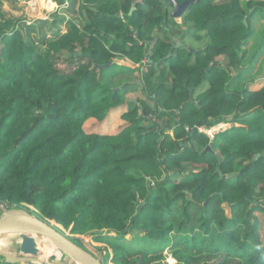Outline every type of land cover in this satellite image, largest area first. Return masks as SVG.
Here are the masks:
<instances>
[{"label": "trees", "instance_id": "obj_1", "mask_svg": "<svg viewBox=\"0 0 264 264\" xmlns=\"http://www.w3.org/2000/svg\"><path fill=\"white\" fill-rule=\"evenodd\" d=\"M105 1L99 18L89 10L83 29L71 23L69 31L46 42L38 37L48 19L38 20L36 35L29 26L15 29L22 17L3 10L0 0V200L14 208L31 204L39 213L32 215L64 228L79 225L103 244L98 255L92 253L102 264H170L165 246L175 264H264L255 214L264 213V86L245 94L229 90L231 78L219 63L239 66L252 34L251 16L264 13V0H247L245 9L240 0L192 4L185 17L206 29L211 43L194 63L179 56L171 67L172 87L161 89V103L178 100L179 111L172 113L167 102L156 115L149 110L155 88L145 82L153 72L148 69L146 98L129 104L125 127L97 134L87 133L85 123L104 119L124 101L122 87L106 80L101 66L119 54L135 63L145 56L142 45L129 43L118 5ZM142 13L137 9L136 16ZM146 17L150 22L154 15ZM162 19L155 14V24ZM159 46L154 41L152 61L163 55ZM203 78L210 87L199 110L186 111L190 90ZM232 111L243 127L225 144L214 138L210 143L193 128L196 120L213 126ZM143 120L150 124L141 125ZM237 139L241 144L234 146ZM186 164L195 171L185 173ZM222 203L230 206V217ZM66 237L89 251L82 238ZM46 239L41 243L50 245ZM130 239L134 245L147 240L150 248ZM42 252V258L59 256L51 247Z\"/></svg>", "mask_w": 264, "mask_h": 264}, {"label": "crops", "instance_id": "obj_2", "mask_svg": "<svg viewBox=\"0 0 264 264\" xmlns=\"http://www.w3.org/2000/svg\"><path fill=\"white\" fill-rule=\"evenodd\" d=\"M3 2L4 7H8L12 4V0H1ZM115 2L117 6V16L120 18L122 22L127 24L129 33H126L130 39H133L129 43L132 42L137 43L138 45H142L145 49V62H144V70L148 71L151 69L153 72L151 77L148 81L149 89L155 88V93H151L150 97L148 98V106L152 110H155V115L157 112L167 109L164 102H167L171 106V112H178L180 109L176 107L177 101L174 99H161L164 96V93L161 92V89H169L172 87V79L174 76V72L172 70V65L178 61L179 56L185 59L186 62L192 64L196 61V55L203 50H205L209 44L211 43L209 34L206 29L196 27L190 20L186 19V13L177 17L173 16L171 13L174 10L172 2L169 0H111ZM20 2V1H19ZM241 6L245 9L246 8V0H240ZM27 5L32 8V6H38V2L36 0L26 1ZM45 12L42 13L40 11L36 15L45 14L42 18L48 19L49 26L46 27V35L47 37L51 38H58L60 35L69 31L71 27V23H74L80 29H83L85 25L89 24V10L91 11L92 18H99L97 11H102L104 6H107L105 0L98 2L87 3L86 0H43L41 2ZM129 5L126 11L125 7ZM157 6V7H156ZM137 9H141L143 12L139 18L136 16ZM48 10H52L48 12ZM86 10L88 12H86ZM252 9L248 10L250 12ZM264 10V9H263ZM150 13L153 14L154 17L150 22H147L146 15ZM141 14V13H140ZM155 14H158L159 17L163 19L160 21V24H155ZM59 21H61L59 23ZM251 30L252 34L250 40L243 45L246 48L245 54L242 58L239 59L240 63L239 66H225L226 63L230 62L229 60H221L219 61L220 65L222 66L223 70L230 76V89L237 92H247V91H257L264 86V13L257 12L253 16H251ZM148 24V25H147ZM139 32V33H138ZM142 34V36H140ZM140 36V37H139ZM110 41L113 42L115 37L110 36ZM129 39V40H130ZM162 42L163 46L158 47V51H160L163 55L156 58L155 61H152L150 57L152 55V48L153 42ZM106 46L109 45L106 43ZM157 49V48H156ZM256 52V53H255ZM253 56L252 61L248 64L249 57ZM119 57H122L123 60H118ZM118 64L126 65L128 69L132 68L133 65L129 61L127 57L124 55H118L117 58L114 59ZM113 61V62H114ZM142 63V59L140 61ZM133 63V62H132ZM245 63V64H244ZM115 64V62H114ZM134 64V63H133ZM147 71L145 73H147ZM145 73L144 80H145ZM127 77V75H125ZM210 87V82L208 79L203 78L199 84L191 91V97L189 98V102L185 107V110L188 111L189 109L199 110V99L207 92L208 88ZM131 94V91L127 95ZM155 96V103H154V96ZM128 100H138L136 98L126 97ZM140 98V99H145ZM160 101V102H158ZM136 102V101H135ZM184 104V103H181ZM125 107H117L111 108L107 111L105 120H108V129L100 130L99 132H89L86 130V124L84 130L87 133H97V134H116L118 133L125 122H122L121 116L124 112L127 111V105L124 104ZM129 106V104H128ZM235 111L226 115V119L222 122H225L223 129L213 137L214 139H219V144H225L227 141L225 138L230 139L235 136L241 134L240 128L243 125L240 123L239 119H236L234 116ZM96 120V119H90ZM165 121V119H164ZM200 121L203 120H196L194 121L193 128L203 127ZM205 122V121H203ZM146 123V122H145ZM220 123V122H219ZM162 124H166L162 122ZM198 124V125H197ZM218 124V123H217ZM215 126V125H213ZM169 130V127H167ZM206 135V134H205ZM207 136V135H206ZM209 136V135H208ZM207 136V137H208ZM212 137L209 138V142L211 143L214 139ZM212 138V139H211ZM234 139V138H233ZM234 146H239L241 144V140L237 139ZM210 146V145H209ZM233 146V147H234ZM211 148V147H210ZM204 150H208L205 149ZM216 155V154H215ZM259 154L256 153V157ZM218 157V155H216ZM245 160H240L239 163L244 164ZM191 164L185 165V173L189 171H195L193 167L191 168ZM239 167V166H237ZM235 167V169H238ZM231 174V173H229ZM229 174H226L225 177L227 178ZM233 176V175H232ZM231 177V176H229ZM225 216L230 217L232 215V211L230 206L227 203L221 204ZM260 219V228L262 227V217L264 219V213H255ZM260 233V229H259ZM262 235H260V240L262 241ZM6 241V238H3ZM9 241V240H8ZM263 243V242H262ZM16 241L14 244L5 245L4 248H0L2 251L10 252L14 255H18L20 251H14V247L16 246ZM264 244V243H263ZM21 243L18 245V247ZM41 251V247L38 246ZM51 247V246H48ZM48 247H43L46 249ZM42 252V251H41ZM30 254V253H29ZM20 255V254H19ZM32 255V254H31ZM37 261L39 264H75L74 262H70L68 258L63 256V254H53V260L44 262L42 259L41 261L38 259ZM51 255H48L46 258H50ZM0 264H8L5 259L0 255ZM15 264V263H14Z\"/></svg>", "mask_w": 264, "mask_h": 264}, {"label": "rangeland", "instance_id": "obj_3", "mask_svg": "<svg viewBox=\"0 0 264 264\" xmlns=\"http://www.w3.org/2000/svg\"><path fill=\"white\" fill-rule=\"evenodd\" d=\"M28 1H30V0H28ZM36 1L39 3L38 6H32V8L30 6H28L25 1L19 2L18 0H12V4L9 5L8 7H6V6L4 7L5 4H3L2 1H1V3H2L3 10H6V11L9 10L12 12V14H14V16H21L22 17V21L14 27L15 29H19L20 25L24 26V27L29 26V27H31L29 29L30 30L32 29L30 33L36 35L38 28L40 26L38 24V20L42 19V17L45 15V14H41V15H36V14L39 13L40 11H42V13L46 11V9H44V7L41 3V2H43V0H36ZM153 1H155V0H153ZM246 2H247V0H246ZM246 2H245V4H246ZM48 12H50V11H48ZM42 29H43V36H42V32H41V35L38 37L39 41H43V37H44V41H46V42L50 41V40H54V38L47 37V35H46L47 31H45L44 28H42ZM22 31L24 33L25 28H23ZM262 40L264 41V38ZM40 44H42V43H40ZM153 44H154V42H153ZM252 59H253V56L249 57L248 64L252 61ZM118 60H123V58L119 57ZM114 62H115V64H114ZM114 62H110V64L107 67H104L103 73L106 76V80H110V83L112 85L122 87L123 100L124 101L122 104H120L117 107L123 108V107H125L124 104H126L127 108L129 109L130 106H128V104H130L131 102H135L137 100H135V101L134 100H128L126 97L136 98L138 100H140V98L146 97V90H145L146 86L142 85V82L144 79L143 74L145 73V70H144L145 59H144V57L142 58V63L141 62H138V63L133 62L134 63L133 64L132 61H130L131 64L133 65V67L130 69H128V67H126V65L118 64L116 61H114ZM239 64H241V63H239ZM125 75H127V77ZM263 77H264V74H263ZM230 87H231V85H229V90H231ZM129 91H131V94L127 95L129 93ZM117 107H115V108H117ZM149 110H151V108H149ZM92 119H94V118H92ZM121 119L123 122L124 119L122 118V116H121ZM87 122H88V124H86L85 126H86V130L89 132H96V131L99 132L102 129L103 130H106V128L108 129V120H105V119L90 120L89 119ZM126 124L127 123L125 122V125ZM149 124H150V122L145 123V120H143L141 123V125H149ZM125 125L123 126V128L125 127ZM19 209H24L30 214H34V215L38 214L39 215L38 211L31 204H28V203H22V205ZM39 217H40L39 219L43 220L46 224L51 225L52 227L53 226L57 227L59 229L58 231L60 233H62L63 235H66V236L71 237V238H82L86 244V247L89 248V251L91 253L94 252L98 255L97 247L103 246L102 243L95 241L93 239L94 237L91 234H86L84 232H81L78 228L79 225L71 224L68 228H64L62 225L57 224L54 220H48V219L43 218L41 216H39ZM260 218L262 219V222H261L262 227L260 228V235H262L261 236L262 242L264 243V219L262 217H260ZM107 235L113 236L114 234H113V232H110V233H107ZM3 238H6V241ZM24 238H29V240H30V241L27 240V243H28L27 250L29 252L31 251L32 252L31 254L37 255L38 259L40 258L39 259L40 261L42 260L41 257H42V253H43V252H41L43 250L42 246L48 247L51 245L52 250L57 251L59 254H63V256L68 258V260L71 263L73 262V260L69 256H67L64 252H62L61 250L59 251L57 246L54 245L53 242H51V240H49L48 238L46 239V241H48L50 243V245L46 244V243H41V242H43V240H45V237L42 235H39L37 233H30L29 235L28 234H4V235L2 234V235H0V248H4L5 245H7V244L9 245V243L12 245L16 241L17 244L14 247V249H15L14 251L18 252V251H20V246L18 247V245L20 243H22ZM146 242H147V240H145L143 243L141 241V243H139V244L136 243L134 245L135 242L130 239V243H132L134 246H137V247L143 246L146 248H150V246H149L150 244H147ZM38 246L41 247V251H39L40 248ZM162 252H163V254L166 255L168 263L175 264V260L171 255V250H170L169 246H165L163 248ZM31 254L23 253L20 256H32ZM53 254H56V253L51 252L50 253L51 257L49 259L45 258L43 261L44 262H46V261L51 262L50 260H53Z\"/></svg>", "mask_w": 264, "mask_h": 264}, {"label": "water", "instance_id": "obj_4", "mask_svg": "<svg viewBox=\"0 0 264 264\" xmlns=\"http://www.w3.org/2000/svg\"><path fill=\"white\" fill-rule=\"evenodd\" d=\"M173 4L174 10L172 11L173 16H181L185 14L189 7L199 0H185L181 3H178L176 0H169ZM243 22H246V19H243ZM110 62H107L105 65L101 66L102 68L107 67ZM198 125V124H197ZM206 149L210 150V146H206ZM218 171V167L216 168ZM233 174H229L232 176ZM16 213L17 216H20V221H16L12 215ZM35 222L38 226L37 230L31 228V224ZM37 233L44 237H47L54 245L57 246L59 251L61 250L67 256H69L75 264H102L100 260L89 252L86 249H83L69 240L65 235L57 231L51 225L46 224L43 220L38 217L28 213L24 209H14L8 212H5L0 216V235L4 234H30ZM29 238H24L20 245L21 255L23 253H32L27 250ZM0 255L3 256L7 263L17 264L24 262H37V258L34 254L32 256H16L6 251L0 250Z\"/></svg>", "mask_w": 264, "mask_h": 264}, {"label": "built area", "instance_id": "obj_5", "mask_svg": "<svg viewBox=\"0 0 264 264\" xmlns=\"http://www.w3.org/2000/svg\"><path fill=\"white\" fill-rule=\"evenodd\" d=\"M19 1H24V0H19ZM224 125H225V122H220L218 124H215V126H210V127L203 126V127H199V131L206 134L207 136L209 135L210 137H212V136L214 137L217 134V132H219L223 129ZM13 208H14L13 205L8 204L6 201L0 200V214L4 213L6 211H9ZM21 264H33V263L32 262H24Z\"/></svg>", "mask_w": 264, "mask_h": 264}, {"label": "bare ground", "instance_id": "obj_6", "mask_svg": "<svg viewBox=\"0 0 264 264\" xmlns=\"http://www.w3.org/2000/svg\"><path fill=\"white\" fill-rule=\"evenodd\" d=\"M14 215H12L13 216V218L16 220V221H20V216H17V214L16 213H13ZM31 228L33 229V230H37L38 229V226H37V224L35 223V222H33L32 224H31ZM47 238V237H46ZM41 259H45V258H42L41 257Z\"/></svg>", "mask_w": 264, "mask_h": 264}, {"label": "clouds", "instance_id": "obj_7", "mask_svg": "<svg viewBox=\"0 0 264 264\" xmlns=\"http://www.w3.org/2000/svg\"><path fill=\"white\" fill-rule=\"evenodd\" d=\"M19 1V0H18ZM25 2L27 1V0H24ZM48 11H52V10H48ZM42 19H45V18H42ZM103 66V65H102ZM103 69V68H102ZM21 205H22V203H21ZM14 209H19V208H13V209H11V210H14ZM10 211V210H9ZM6 212H8V211H6ZM5 213V212H4ZM4 213H2V214H4ZM2 214H0V216L2 215ZM7 252V251H6ZM10 253V252H9ZM12 254V253H11ZM19 254L21 255V252H19ZM20 255H17L16 254V256H20ZM3 257V256H2ZM36 257V256H35ZM4 258V257H3ZM37 258V257H36ZM5 259V258H4ZM6 261V260H5ZM74 262V261H73ZM33 264H39V262L37 261V262H32ZM9 264V263H8ZM17 264H21V263H17Z\"/></svg>", "mask_w": 264, "mask_h": 264}]
</instances>
